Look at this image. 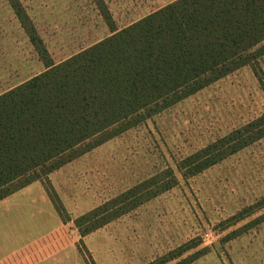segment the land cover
Segmentation results:
<instances>
[{"label": "rangeland", "instance_id": "374dc122", "mask_svg": "<svg viewBox=\"0 0 264 264\" xmlns=\"http://www.w3.org/2000/svg\"><path fill=\"white\" fill-rule=\"evenodd\" d=\"M17 1L58 64L176 0ZM254 67L257 73L240 68L49 174L69 220L57 215L59 253L35 248L18 264H264V138L188 179L175 167L264 113V55ZM44 71L9 2L0 0V95ZM167 168L176 186L79 236L77 217ZM34 190L23 199L37 200Z\"/></svg>", "mask_w": 264, "mask_h": 264}, {"label": "trees", "instance_id": "16d2710c", "mask_svg": "<svg viewBox=\"0 0 264 264\" xmlns=\"http://www.w3.org/2000/svg\"><path fill=\"white\" fill-rule=\"evenodd\" d=\"M7 1L45 71L0 95V201L39 182L63 223L49 174L214 81L254 70L264 55V0H176L58 64L19 2ZM262 138L264 113L184 157L176 171L188 179ZM163 173L77 217L79 236L176 186L173 170Z\"/></svg>", "mask_w": 264, "mask_h": 264}, {"label": "crops", "instance_id": "0c3cea01", "mask_svg": "<svg viewBox=\"0 0 264 264\" xmlns=\"http://www.w3.org/2000/svg\"><path fill=\"white\" fill-rule=\"evenodd\" d=\"M37 183L0 201V264H18L19 255L26 254L29 258L35 248L41 253H59L53 252V245L56 246L64 225ZM32 189H36L37 200H24L28 194L29 198L32 196ZM3 250L6 254H2Z\"/></svg>", "mask_w": 264, "mask_h": 264}]
</instances>
